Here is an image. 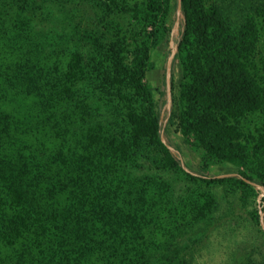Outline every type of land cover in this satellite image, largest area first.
Segmentation results:
<instances>
[{"label": "rangeland", "instance_id": "1", "mask_svg": "<svg viewBox=\"0 0 264 264\" xmlns=\"http://www.w3.org/2000/svg\"><path fill=\"white\" fill-rule=\"evenodd\" d=\"M205 2L207 8L220 7L230 20L239 14L253 19L254 74L264 84V1ZM149 3L0 0V9L9 6L18 24L28 28L24 42L10 38L12 28L0 36V264H35L32 251L37 250L38 240L34 236L30 242L16 244L2 238L13 230V216L18 215L14 212L24 208V204L16 206L11 191L16 178L48 199L59 190L57 203L73 219L92 214L94 202L106 199L110 192L113 200L126 199L121 206L129 201L135 210L148 214L137 216L134 223L144 225L149 240L133 249L125 238L117 255L105 250L98 264H264V187L245 167L206 160L204 152L186 143L177 130L184 75V53L178 41L184 16L179 0H170L168 8L163 2L159 14L151 11ZM19 46L27 56L15 63L10 53ZM143 48L150 50L143 82L160 114L161 138L184 168L167 166L163 149L143 141V159L136 171L142 178L137 201L136 195L128 193L130 184L117 189V182L105 178L113 184L110 188L95 185L104 162L112 158L111 138L106 141L96 130L102 124L118 135L128 133L127 105L148 104L120 83L140 66ZM242 122L249 128L242 143L250 151L262 130L264 114H249ZM147 174L156 190L164 187L161 197L145 195L150 189ZM81 242L82 257L91 259L84 238ZM66 244L71 249L72 243Z\"/></svg>", "mask_w": 264, "mask_h": 264}, {"label": "trees", "instance_id": "2", "mask_svg": "<svg viewBox=\"0 0 264 264\" xmlns=\"http://www.w3.org/2000/svg\"><path fill=\"white\" fill-rule=\"evenodd\" d=\"M163 2L168 8L170 0H150L151 11L159 14ZM179 3L184 27L178 48L184 53V75L179 85L180 111L176 117V128L185 137L186 143L204 152L206 160L228 161L245 167L259 177L257 183L264 187V124L250 151L247 144L242 143L244 133L249 132V128L243 126L242 119L256 112L264 114V84L254 74L257 37L253 19L243 18V14H239L235 20H230L220 7L207 8L205 0H179ZM15 17L16 13L9 6L0 9V36L5 35L4 29L12 28L10 38L16 36L24 42L28 28L24 24L19 25ZM24 50L21 46L13 48L11 60L18 63L26 59L27 52ZM142 53L140 66L127 75L128 81L120 79V83H125L129 91L145 99L148 104L141 107L127 105L128 133L118 135L111 126L105 125L108 127L105 128L102 124H98L100 128L96 130L106 141L111 138L108 150L112 158L104 162V170L95 185H101L102 189L105 185L110 188L113 184L105 182V178L114 180V184L117 182V189L130 184L128 193L136 195L137 201L141 177L136 176V171L143 159V141L163 149L167 166L184 168L182 161L171 153L161 138L160 114L154 109L150 91L143 82L145 65L150 59L149 48H143ZM116 72L120 78L124 77L121 72ZM24 170H29L27 164ZM188 175L196 178L192 173ZM146 177L150 189L146 190L149 192L145 195L148 198L161 197L164 187L156 190L152 186L153 178L148 174ZM12 183L16 206L24 204V208L14 212L18 215L13 216L15 223L9 233L11 237L2 238H11L8 244H16L18 241H29V237L34 236L38 241L35 246L37 250L32 251V263L77 264L75 261L80 260L78 263L81 264H98L99 258L105 257V250L108 254L117 255L125 238L133 249H138L142 242L146 243L151 237L148 230L144 231L142 223H134L137 216L148 214L135 210L129 201L128 206H121L119 203L126 199L113 200L112 192L106 199L100 197L99 203L94 202L90 208L92 214L84 213L81 220V215L73 219L72 214L57 203L59 190H54L48 199L39 196L34 191L36 188L27 189L21 178L12 180ZM36 187L40 188L38 182ZM112 200L114 204H111ZM81 238H84L89 249V257L92 256L89 260L82 257L85 249ZM67 241L72 243L71 249ZM134 254L136 257L137 253Z\"/></svg>", "mask_w": 264, "mask_h": 264}]
</instances>
